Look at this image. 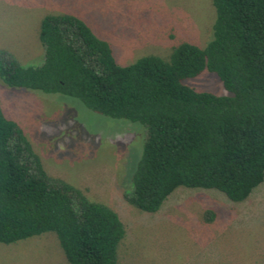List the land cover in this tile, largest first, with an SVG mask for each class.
Listing matches in <instances>:
<instances>
[{
  "label": "trees",
  "instance_id": "trees-1",
  "mask_svg": "<svg viewBox=\"0 0 264 264\" xmlns=\"http://www.w3.org/2000/svg\"><path fill=\"white\" fill-rule=\"evenodd\" d=\"M212 3L204 46L185 41L168 58L147 54L127 64H118L110 44L78 16L46 14L38 31L41 63L24 64L0 49V78L142 124L141 152L123 192L137 208L156 211L179 185L242 200L264 181V0ZM204 69L226 93L184 82ZM49 231L67 264H117L125 234L115 210L45 171L0 108V243Z\"/></svg>",
  "mask_w": 264,
  "mask_h": 264
},
{
  "label": "rangeland",
  "instance_id": "rangeland-1",
  "mask_svg": "<svg viewBox=\"0 0 264 264\" xmlns=\"http://www.w3.org/2000/svg\"><path fill=\"white\" fill-rule=\"evenodd\" d=\"M57 13L84 20L110 44L118 64L147 54L168 58L185 41L204 46L215 20L212 0H0V49L24 64H40V20ZM184 82L226 93L218 76L205 69ZM0 108L21 127L50 176L117 212L125 230L117 264H264V181L238 201L215 188L179 185L147 212L123 196L141 152L142 124L1 78ZM0 264L67 262L49 231L0 243Z\"/></svg>",
  "mask_w": 264,
  "mask_h": 264
}]
</instances>
